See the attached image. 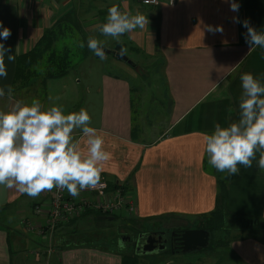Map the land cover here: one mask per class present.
Listing matches in <instances>:
<instances>
[{
  "label": "crops",
  "instance_id": "crops-1",
  "mask_svg": "<svg viewBox=\"0 0 264 264\" xmlns=\"http://www.w3.org/2000/svg\"><path fill=\"white\" fill-rule=\"evenodd\" d=\"M238 2L239 11L233 12L230 0H161L155 6L139 0H0V21L11 29V36L3 41L10 51L4 54L8 76L0 78V87L6 92L9 86L13 89L11 99L0 98V110L11 109L17 101L34 100L27 96L26 87H16L18 57L33 50L59 21L78 20L88 38L106 42L105 49L135 52V65L110 53L106 59L112 56L111 61L104 66L106 59L89 50L87 55L100 68L94 64L82 69V58L67 75L46 79L45 88L54 95L45 93L36 100L44 109L60 105L66 113L81 108L89 112L91 126L104 134L105 150L111 154L102 163L101 176L120 184L130 182L127 204L134 203L133 217L146 221L164 216L201 218L224 207L232 214L264 221V169L257 167L260 152L252 167L238 165L239 173L227 176L208 164L204 150L203 137L216 123L227 126L240 118V74L264 77V49H250L246 29L234 22V17L241 22L248 19L264 32V0ZM113 5L133 15L143 14L149 24L125 33L120 42L102 36L98 26ZM208 25H223L224 31L209 32ZM8 55L15 60L9 61ZM149 60L162 72L169 104L167 126L152 138L147 125L136 121L134 104L162 103L151 102L153 94L134 101L133 80L125 68L129 64L147 71L139 64ZM73 135L79 139L82 133L76 129ZM53 191L33 198L0 188V264H123V250L85 241L90 228L79 224L69 230L83 217L42 234L26 227L27 219L39 223L46 218L35 207L47 202ZM76 236L81 240L76 241ZM70 237L74 241L68 242ZM230 255L231 264H264V229H251L233 239Z\"/></svg>",
  "mask_w": 264,
  "mask_h": 264
},
{
  "label": "clouds",
  "instance_id": "clouds-1",
  "mask_svg": "<svg viewBox=\"0 0 264 264\" xmlns=\"http://www.w3.org/2000/svg\"><path fill=\"white\" fill-rule=\"evenodd\" d=\"M238 0H230V9L238 12ZM245 39L250 49H264V32L242 22ZM149 19L121 11L116 5L109 7L106 21L98 26L102 36L120 42V37L133 30L143 29ZM209 32H223V25H208ZM11 36V29L0 21V78L8 76L4 54L10 53L3 41ZM104 40L89 37L87 48L100 60H105ZM80 47H85L83 41ZM9 61L15 56L8 55ZM264 77L241 73L242 94L240 118L227 126L216 123L203 137L208 164L227 176L238 174V165L252 167L256 153L260 156L257 167L264 169ZM11 99L13 89L7 92L0 87V98ZM82 133L79 139L74 130ZM104 134L91 126V116L85 108L66 113L60 105L44 109L38 100L30 103L17 101L7 110H0V188L15 190L30 197H38L42 191L53 188L66 189L73 198L85 189H95L101 183L102 163L111 158L105 150Z\"/></svg>",
  "mask_w": 264,
  "mask_h": 264
},
{
  "label": "rangeland",
  "instance_id": "rangeland-1",
  "mask_svg": "<svg viewBox=\"0 0 264 264\" xmlns=\"http://www.w3.org/2000/svg\"><path fill=\"white\" fill-rule=\"evenodd\" d=\"M99 39V37H97ZM112 39V38H111ZM88 38L86 37V42ZM113 40V39H112ZM85 42V45H86ZM112 44V43H108ZM127 56L132 60L136 59L135 52L130 49H126ZM110 53H107L106 56H110ZM111 57L105 60L104 66H108L111 61ZM144 63V65H143ZM140 63L146 70H142L138 67L133 68L125 65L127 73L131 76L133 80V85L135 88V93H133L134 101L138 102L139 98L141 99L144 96V99L147 100V95L153 94V101H159L162 104H134L135 107V116L136 121L141 122L147 125L150 135L149 138L158 136L167 126L168 114H169V104H167L165 89H164V80L161 75V70L159 67L155 68V64L152 63V60ZM147 63V66L145 65ZM95 64L96 68L101 66L96 65L93 59L89 55L85 56L81 62V68H91ZM73 71V70H72ZM45 75V74H43ZM33 78V77H32ZM30 79V84L26 86L27 96L31 99L36 100L44 94H52L49 90L50 88H45V81L43 85L40 83L42 77H34ZM20 85V83H19ZM36 86V87H34ZM31 87L35 89L32 90ZM44 87V88H43ZM61 95V93H59ZM136 94V95H135ZM54 95V94H52ZM150 97V98H151ZM149 100V99H148ZM149 106V108H147ZM142 131V130H141ZM146 137V135L144 136ZM114 180L109 179L110 188L109 191L114 190ZM121 184L119 189L122 190L126 195L130 194L131 184ZM122 214L127 216H119L118 218L108 219V220H97L94 214L85 213L82 217L84 221L81 223H76L70 227L69 230H74L78 228V225H84V227L90 228L91 232H88L85 236V241L87 243L98 244L108 249H117L123 244L127 256H129L130 262L128 264H231L234 261L231 258V255L228 253L227 242L228 240L236 237L249 223V219L242 216L232 214L230 212L222 211L218 213L223 216V220H217L218 217L214 216H205L201 218H186V217H177V216H164L154 220H141V219H132L129 213H127L126 207L123 208ZM89 216V217H88ZM88 218H92L91 221H88ZM82 219H79L80 222ZM18 224L20 220L18 219ZM32 223H36L31 219ZM74 221H71L63 226H69ZM207 227L210 231L211 242L209 247L191 253H175L173 254L172 250L168 247L167 249L160 251L155 254H145L143 251L142 245L137 247V240L140 238V234H144L157 229L159 231H168L169 234L173 231H185L187 229H201ZM61 228V227H60ZM208 231V230H207ZM168 235V234H167ZM81 240V237L76 236ZM130 238V239H129ZM74 237H70L68 242L74 241ZM129 239V240H128ZM144 242V241H143ZM146 243V242H145ZM122 249V247H120ZM132 256H137V258H132ZM235 264V263H234Z\"/></svg>",
  "mask_w": 264,
  "mask_h": 264
},
{
  "label": "trees",
  "instance_id": "trees-1",
  "mask_svg": "<svg viewBox=\"0 0 264 264\" xmlns=\"http://www.w3.org/2000/svg\"><path fill=\"white\" fill-rule=\"evenodd\" d=\"M86 37L88 38L80 21L76 20V22L74 23H69V20L59 21L51 30H49L47 34L43 36V38L37 43L33 50L18 57L16 74L14 77L17 89H19L20 87L25 88L28 83L30 84V79L32 77V80L34 79V77L39 76L42 77V79L46 80L65 76L72 70H75L82 58H84V56L89 52V49L87 48ZM81 41H83L84 44L86 42V45L83 48L80 47ZM120 49L121 48L119 46V50ZM120 185L121 184L119 183V181H115L113 187H117ZM221 210L229 212L228 210H226V208L221 207L209 216L215 215V217H218L217 220H223V216H221L220 214L218 215ZM94 215L96 219L98 218V216H101L100 213H94ZM129 215L132 219H137L133 217L134 215H132L131 213H129ZM110 216H112L113 219L118 218L119 216H123V218L127 217L124 216L122 212L120 214ZM242 217L249 219V223H246L247 226L242 227L243 232L241 231L239 235H235L236 237H234L233 239L241 238L246 234L248 235V231H250L251 229H264V221L254 220L245 216ZM80 218H82V216ZM80 218L73 220V223H75ZM63 225L66 224H62L59 227ZM204 229L210 231L207 227H204ZM141 234L144 233L142 232ZM233 239L228 240L227 242V249L229 254L230 243L233 241ZM211 240L212 239L210 237V242ZM120 247H122L121 250L124 251L123 264H128L127 259L129 260V262L130 259L125 251V248L127 247L123 248V244ZM175 253H182V251H174L173 254ZM132 258H137V256H132Z\"/></svg>",
  "mask_w": 264,
  "mask_h": 264
},
{
  "label": "built area",
  "instance_id": "built-area-1",
  "mask_svg": "<svg viewBox=\"0 0 264 264\" xmlns=\"http://www.w3.org/2000/svg\"><path fill=\"white\" fill-rule=\"evenodd\" d=\"M58 1V0H51ZM145 6L159 5L161 0H139ZM110 183L105 176H101V183L95 189H85L87 194H79L73 198L66 189L54 188L51 198L35 207L37 213L46 214V218L39 223H32L31 220L24 221L28 229L36 230L39 234L46 230L55 231L62 224H67L85 213H100L101 215L120 214L124 207L129 213L135 212L134 203L127 204V195L122 188L115 186L109 191ZM84 191V190H83Z\"/></svg>",
  "mask_w": 264,
  "mask_h": 264
},
{
  "label": "water",
  "instance_id": "water-1",
  "mask_svg": "<svg viewBox=\"0 0 264 264\" xmlns=\"http://www.w3.org/2000/svg\"><path fill=\"white\" fill-rule=\"evenodd\" d=\"M107 53H113L117 57L127 61L131 65H135V63L123 52L121 51H111L109 49H105ZM98 219H113L112 216L101 215L98 216ZM144 236V234H140V237ZM156 239L153 238L152 235L149 236L147 242L142 246L145 254H155L159 253L166 249L165 245L156 246ZM210 243V233L206 229H187L182 233V253H191L203 250L209 246Z\"/></svg>",
  "mask_w": 264,
  "mask_h": 264
},
{
  "label": "flooded vegetation",
  "instance_id": "flooded-vegetation-1",
  "mask_svg": "<svg viewBox=\"0 0 264 264\" xmlns=\"http://www.w3.org/2000/svg\"><path fill=\"white\" fill-rule=\"evenodd\" d=\"M182 233L183 231H173L169 234L168 231H159L154 229L153 231L144 234V236H141L137 240L136 245L137 247H140L141 245L143 246L145 242H147L149 236L152 235L153 238L156 239L154 243L156 246H160L162 244L166 246V249L169 247L173 252L182 251Z\"/></svg>",
  "mask_w": 264,
  "mask_h": 264
}]
</instances>
